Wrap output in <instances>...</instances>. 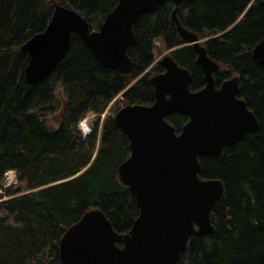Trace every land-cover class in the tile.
Here are the masks:
<instances>
[{
  "label": "trees",
  "instance_id": "16d2710c",
  "mask_svg": "<svg viewBox=\"0 0 264 264\" xmlns=\"http://www.w3.org/2000/svg\"><path fill=\"white\" fill-rule=\"evenodd\" d=\"M117 2L0 0V264H62L61 236L89 209H101L118 232L132 228L140 207L117 173L130 156V139L112 113L120 104L154 102L150 78L165 70L156 61V40L191 71L192 90L205 86L196 50L172 20L170 0L135 22L130 73L102 65L73 33L56 69L35 85L26 82L29 55L21 47L46 28L57 5L97 29ZM178 17L220 63L217 84L239 76V95L260 124L221 154L200 157V176L221 179L225 190L212 210L215 231L192 236L177 264H264V63L252 53L264 37V0H183ZM88 113L95 119L84 134L80 122ZM167 119L180 131L189 116ZM9 170L17 183L6 187Z\"/></svg>",
  "mask_w": 264,
  "mask_h": 264
},
{
  "label": "water",
  "instance_id": "95a60500",
  "mask_svg": "<svg viewBox=\"0 0 264 264\" xmlns=\"http://www.w3.org/2000/svg\"><path fill=\"white\" fill-rule=\"evenodd\" d=\"M169 0H118L101 26L92 30L78 11L57 5L46 28L23 45L29 62L25 80L35 85L48 77L67 56L73 33L96 59L121 73L135 63L127 53L136 42L139 16ZM175 4L172 20L182 39L193 44L206 85L191 90L190 70L167 55L165 72L151 77L155 101L127 104L114 115V124L130 139V156L117 169L140 207L127 232H118L98 208L87 210L66 228L60 239L62 264H177L194 235L213 233L212 210L224 194L221 179L202 178L200 157L219 155L259 128V119L239 96L238 76L219 87L214 72L220 64L207 53L199 36L182 25ZM264 63V37L253 47ZM173 113L189 116L180 132L167 120Z\"/></svg>",
  "mask_w": 264,
  "mask_h": 264
},
{
  "label": "rangeland",
  "instance_id": "374dc122",
  "mask_svg": "<svg viewBox=\"0 0 264 264\" xmlns=\"http://www.w3.org/2000/svg\"><path fill=\"white\" fill-rule=\"evenodd\" d=\"M155 43H156L155 52H156V55H157V60H161L164 56L168 55L170 53V51L173 49V48L172 49L163 48V45H162L160 40H156ZM116 100L117 99L115 98L112 101L111 106L113 105V107H116V103H115ZM120 106H123V104H120ZM109 111H110V107L107 110L108 114L110 113ZM112 114L114 115V112ZM94 117H95V115L93 113H88L85 116V118H83V121L80 122V128H81V130L83 132L84 131H86V132L89 131V128L91 127V122L95 119ZM104 117H106L105 114L102 115V119ZM52 121H54V119H52ZM88 126H89V128H88ZM6 179H7L8 184L14 185V183L17 182V173H16V171H14L13 175L9 173L6 176Z\"/></svg>",
  "mask_w": 264,
  "mask_h": 264
},
{
  "label": "bare ground",
  "instance_id": "6f19581e",
  "mask_svg": "<svg viewBox=\"0 0 264 264\" xmlns=\"http://www.w3.org/2000/svg\"><path fill=\"white\" fill-rule=\"evenodd\" d=\"M122 96V93H120L117 97H116V99L117 98H119V97H121ZM131 154V153H130ZM0 191L2 192V190L0 189Z\"/></svg>",
  "mask_w": 264,
  "mask_h": 264
}]
</instances>
